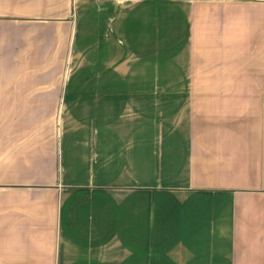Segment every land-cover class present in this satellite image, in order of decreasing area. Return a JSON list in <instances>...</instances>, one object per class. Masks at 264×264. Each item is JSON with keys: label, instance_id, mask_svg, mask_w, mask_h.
I'll list each match as a JSON object with an SVG mask.
<instances>
[{"label": "crops", "instance_id": "crops-1", "mask_svg": "<svg viewBox=\"0 0 264 264\" xmlns=\"http://www.w3.org/2000/svg\"><path fill=\"white\" fill-rule=\"evenodd\" d=\"M0 264H264V0H0Z\"/></svg>", "mask_w": 264, "mask_h": 264}]
</instances>
